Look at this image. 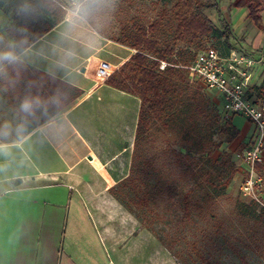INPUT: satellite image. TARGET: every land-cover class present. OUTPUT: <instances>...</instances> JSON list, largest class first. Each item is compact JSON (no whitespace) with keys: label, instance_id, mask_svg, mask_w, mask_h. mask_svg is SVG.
<instances>
[{"label":"rangeland","instance_id":"374dc122","mask_svg":"<svg viewBox=\"0 0 264 264\" xmlns=\"http://www.w3.org/2000/svg\"><path fill=\"white\" fill-rule=\"evenodd\" d=\"M56 1L63 14H78L85 24L111 40L119 38L124 29L150 28L157 23L154 39L161 48H173L175 60L210 47L224 51L228 45L251 54L249 45L260 29L248 18L247 9L233 8L234 0ZM193 15L207 18L214 33L192 44L189 38H180L178 27L183 16ZM252 54L262 60L252 97L264 104V53ZM187 76L190 93L200 95L191 102L189 120L181 129L173 131L158 122L127 157L93 169L112 175L114 188L132 179L134 186L130 182L125 192H118L128 196L125 200L136 212L138 218L132 214L136 221L123 211L100 213L84 206L76 193L67 199L71 204L61 210H53L51 201L42 197L34 211L21 206L19 221H1V217L0 239L4 243H0V264H264V168L259 171L263 178L259 203L241 191L242 156L250 140L242 141L239 135L232 140L234 124L242 129L248 121L242 116H226L220 97L218 105L212 91L190 72ZM209 101L218 109L210 107ZM1 122L0 117V128ZM13 122L9 126L4 123L5 134L17 128ZM107 151L120 149L115 145ZM229 154L236 174L226 194L215 197L203 186L206 161L223 162ZM8 168L9 174L16 169ZM11 185L15 189L14 183ZM5 188L0 183V192Z\"/></svg>","mask_w":264,"mask_h":264},{"label":"crops","instance_id":"0c3cea01","mask_svg":"<svg viewBox=\"0 0 264 264\" xmlns=\"http://www.w3.org/2000/svg\"><path fill=\"white\" fill-rule=\"evenodd\" d=\"M43 14L46 13L39 0H3L0 34L15 46L9 30H18V35L31 34L36 27L44 31L15 61L40 74L35 76V84L44 94H61L67 100V94H73L71 89L68 91L70 86L80 89L83 95L32 131L16 122L12 134L9 128L5 134L4 123L9 126L15 120L5 109L0 110V183L6 185L0 192V219L19 221L21 206L34 211L42 204V197L51 201L53 210L64 209L71 204L67 199L73 193L84 206L89 205L97 212L123 211L128 219H133L132 213L113 195L114 177L93 169L115 163L131 153L141 101L107 85L106 81L97 80L94 74L101 61L119 70L137 51L107 39L72 12L64 14L59 24L46 30V25H36L35 18L42 20ZM263 39L264 27L258 29L249 45L251 54L264 53ZM23 87L26 91V84ZM2 94L26 93L19 88L17 92ZM234 126L242 141L251 140L253 127L249 122L242 129ZM115 145L119 152L107 151ZM10 166L16 168L12 174L7 173ZM27 184L29 187H24Z\"/></svg>","mask_w":264,"mask_h":264},{"label":"trees","instance_id":"16d2710c","mask_svg":"<svg viewBox=\"0 0 264 264\" xmlns=\"http://www.w3.org/2000/svg\"><path fill=\"white\" fill-rule=\"evenodd\" d=\"M39 2L46 14L41 16L42 20L35 18L36 25H46L45 29L49 30L61 22L64 14L54 2L49 0H39ZM233 8L247 9L248 18L255 26L262 29L264 0H234ZM44 19L50 21L45 22ZM157 30V23L150 28L137 27L122 30L120 37L114 41L137 51V53L106 80L107 85L136 96L141 101L135 146L141 145L147 139L152 126L158 122L173 131L181 129L182 123L189 120L191 102L200 95L190 93L191 88L187 76L189 71L186 67L192 64L197 54L202 50L190 57L180 55V58L175 60L174 49L171 47L161 48L160 43L154 39ZM17 31H8L9 35L16 41L15 46H12L0 34V110L5 109L18 125H27L28 131H32L65 109L71 101L81 97L83 92L76 87L68 86V91L71 89L73 94H67L68 99L66 100L65 97H61V94H44L40 88L36 87L35 76L40 74L31 72L22 63L16 62L15 59L35 40L42 37L44 31L40 32L37 27L31 34L22 33L18 35ZM178 33L181 39L189 38V43L193 44L202 38L212 36L214 30L207 18L201 15H193L181 18ZM229 39L230 34L227 32L226 40L229 41ZM233 49L235 48L228 45L224 51L217 50L228 54ZM5 57H10V59ZM163 62L167 66L161 70V63ZM24 84L27 86L26 91L23 87ZM19 88L26 94H2L3 92H17ZM26 103L30 105L27 111L23 107ZM209 104L213 109H218L217 104L210 103V101ZM234 131L232 140L240 134L236 127ZM206 165H208V169L204 173L203 186L215 197L225 195L236 174V165L232 155L229 154L223 162L207 160ZM258 169L260 171L261 165L258 166ZM130 182L134 186V182L130 179L120 184L121 188H113L112 192L137 217L132 206L125 200V197L128 196L118 192L119 189L125 192ZM253 206H258V204L254 203ZM186 208L188 212V204ZM240 211L245 216L249 215L248 212Z\"/></svg>","mask_w":264,"mask_h":264},{"label":"built area","instance_id":"2783aa9c","mask_svg":"<svg viewBox=\"0 0 264 264\" xmlns=\"http://www.w3.org/2000/svg\"><path fill=\"white\" fill-rule=\"evenodd\" d=\"M262 60L254 54L233 49L228 54L210 47L200 51L186 67L190 74L212 91L223 103L228 117L242 116L253 127L249 147L242 156L244 179L241 191L244 197L260 202L263 178L258 166L263 164L264 153V104L252 97L256 70ZM167 64H164V68ZM163 68V69H164ZM116 72L115 67L101 61L96 70L99 81L108 80Z\"/></svg>","mask_w":264,"mask_h":264},{"label":"clouds","instance_id":"9594fccd","mask_svg":"<svg viewBox=\"0 0 264 264\" xmlns=\"http://www.w3.org/2000/svg\"><path fill=\"white\" fill-rule=\"evenodd\" d=\"M5 58L10 59V57H5ZM23 107L27 111L30 108V105L26 103Z\"/></svg>","mask_w":264,"mask_h":264},{"label":"water","instance_id":"95a60500","mask_svg":"<svg viewBox=\"0 0 264 264\" xmlns=\"http://www.w3.org/2000/svg\"><path fill=\"white\" fill-rule=\"evenodd\" d=\"M83 71H84V69H83ZM89 159L91 160V159H92V157H89Z\"/></svg>","mask_w":264,"mask_h":264}]
</instances>
